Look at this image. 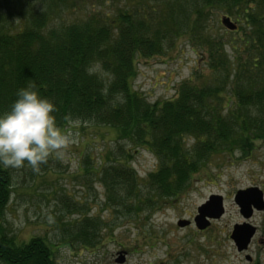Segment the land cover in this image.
I'll use <instances>...</instances> for the list:
<instances>
[{
  "label": "trees",
  "instance_id": "1",
  "mask_svg": "<svg viewBox=\"0 0 264 264\" xmlns=\"http://www.w3.org/2000/svg\"><path fill=\"white\" fill-rule=\"evenodd\" d=\"M77 9L78 0H0V112L34 83L56 105L59 126L95 123L113 129L115 142L154 152L159 166L146 193L136 191L140 177L123 147L119 160L102 155L100 164L112 163L98 174L111 200L120 195L133 213L166 205L216 152L264 141V0H98L79 18L64 17ZM221 14L237 29L212 33ZM183 38L201 47V65L173 97L150 101L135 86L140 60ZM12 183L0 167V264H56L55 244L12 234ZM90 222L74 235L85 249L101 240Z\"/></svg>",
  "mask_w": 264,
  "mask_h": 264
},
{
  "label": "rangeland",
  "instance_id": "2",
  "mask_svg": "<svg viewBox=\"0 0 264 264\" xmlns=\"http://www.w3.org/2000/svg\"><path fill=\"white\" fill-rule=\"evenodd\" d=\"M117 3L110 7L117 8ZM97 4L98 0H78L81 11L64 17L79 18L85 8ZM219 16L213 21L212 33L227 29L224 17ZM192 41L183 38L180 46H167L160 55L140 60L135 86L150 101L173 97L176 86L201 65L202 49ZM73 126L68 129L70 143L63 156L50 155L38 173L28 165L9 167L13 192L5 218L18 242L31 236L46 238L55 244L56 264H251L246 254L252 256V264H264V211L247 220L257 228L248 251L239 252L230 237L233 226L245 220L234 199L237 191L251 186L264 189V141L246 149L216 152L178 197L151 209L139 206L143 209L133 213L122 204L120 195L111 200V191L98 174L112 163L102 165L100 160L107 153L119 160L116 156L123 153V147L128 153L123 160H131L140 177L141 187L135 189L146 193L145 178L159 166L156 154L130 146L126 140L115 142L116 134L109 127L80 121ZM212 194L222 196L225 213L199 230L193 218ZM181 219L192 223L180 227ZM90 220L98 223L101 240L96 247L85 249L74 235L90 225ZM120 251L127 252L124 263L116 262Z\"/></svg>",
  "mask_w": 264,
  "mask_h": 264
},
{
  "label": "clouds",
  "instance_id": "3",
  "mask_svg": "<svg viewBox=\"0 0 264 264\" xmlns=\"http://www.w3.org/2000/svg\"><path fill=\"white\" fill-rule=\"evenodd\" d=\"M56 105L42 96L34 83L19 88L16 99L0 112V167H31L40 171L50 155L63 156L70 130L56 123Z\"/></svg>",
  "mask_w": 264,
  "mask_h": 264
},
{
  "label": "water",
  "instance_id": "4",
  "mask_svg": "<svg viewBox=\"0 0 264 264\" xmlns=\"http://www.w3.org/2000/svg\"><path fill=\"white\" fill-rule=\"evenodd\" d=\"M223 23L230 29H234L236 27L235 23L232 22L229 17H224ZM235 201L240 206L241 214L246 218L251 217L253 213V208H251L252 204L257 207L256 209L258 210L264 209L262 208L264 206L262 192L258 188L239 190L235 195ZM197 211L198 212L194 217L195 225L200 230L206 229L210 225V219L220 218L225 211L222 196L218 194L211 195L206 202L198 207ZM190 223V220L181 219L179 220L178 225L184 227ZM240 228H242L241 233H239ZM245 229L248 230L246 234L243 232ZM255 230V227L250 226L247 223H244L243 225H235L231 237L236 242L239 250L247 248L251 238L255 233ZM125 261L126 252L120 251L118 253L116 262L124 263Z\"/></svg>",
  "mask_w": 264,
  "mask_h": 264
},
{
  "label": "flooded vegetation",
  "instance_id": "5",
  "mask_svg": "<svg viewBox=\"0 0 264 264\" xmlns=\"http://www.w3.org/2000/svg\"><path fill=\"white\" fill-rule=\"evenodd\" d=\"M253 187H257V186H253ZM261 191H262V193H263V200H264V189H261ZM238 208H240V206L238 205ZM251 208H257V207H255L253 204L251 205ZM262 208H264V206L262 207ZM256 212H260V211H255L254 213H256ZM254 215V214H253ZM253 240V239H252ZM251 245V244H250ZM250 247V246H249ZM250 248H248V250H249ZM247 250V251H248ZM246 260H248L249 262H251V264L253 263V258H252V256L250 255V254H246Z\"/></svg>",
  "mask_w": 264,
  "mask_h": 264
}]
</instances>
